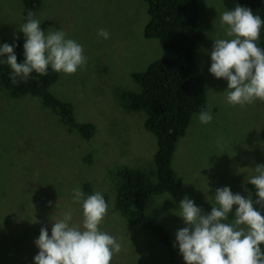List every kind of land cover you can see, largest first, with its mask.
Returning <instances> with one entry per match:
<instances>
[{
    "label": "rangeland",
    "instance_id": "1",
    "mask_svg": "<svg viewBox=\"0 0 264 264\" xmlns=\"http://www.w3.org/2000/svg\"><path fill=\"white\" fill-rule=\"evenodd\" d=\"M202 4L199 26L209 34L210 45L205 53L196 49L195 60L200 59L205 78V111L210 109L213 119L201 124L199 113L193 114L171 159L176 173L171 186L162 194L140 200L142 210L169 231L170 246L176 231L185 226L176 214L185 195L207 213L212 205L206 197L210 200L217 187L227 185L233 193L247 196L246 180L254 174L252 168L264 163V141L260 137L264 102L243 107L225 102L227 82L215 78L208 68L213 38L222 35L219 13L226 8L221 0H202ZM34 18L48 23L45 32L63 30L82 45L86 64L73 74L57 73L50 91L72 106L77 122L92 124L94 132L83 139L39 100H14L0 93V239L3 236V242L9 244L7 250L0 243V264H33L30 247L37 249L34 240L41 227L50 234L52 220L62 218L64 212L70 210L72 222L79 224L82 210L72 195L74 188L82 190L84 182L90 184L92 193L99 191L107 196L108 210L100 228L121 244L110 264H185L178 247L167 251L156 235L123 221L115 207L116 187L109 176L121 165L143 171L155 181L156 138L144 126V111L130 110L122 100V94L137 90L134 72L144 70L155 59L170 57L157 39L143 36L146 3L41 0ZM20 24L21 0H0V42L11 44L13 34H17L23 57ZM101 28L110 33L108 39L97 36ZM86 153L90 161L83 160ZM12 211L17 217L8 219ZM233 218L230 214L229 222ZM23 238L29 257L22 258L20 253L17 258L8 257L9 252L15 254L13 247L22 244ZM15 240L18 242L12 246Z\"/></svg>",
    "mask_w": 264,
    "mask_h": 264
},
{
    "label": "clouds",
    "instance_id": "2",
    "mask_svg": "<svg viewBox=\"0 0 264 264\" xmlns=\"http://www.w3.org/2000/svg\"><path fill=\"white\" fill-rule=\"evenodd\" d=\"M40 24L32 12L20 24L23 60L19 63L14 51L19 36L14 33L11 44L0 42V65L8 66L13 85L26 82L33 73L44 76L49 69L73 74L87 62L80 43L63 30L45 32ZM218 25L222 35L213 38L208 71L227 82L225 102L241 107L264 102V48L259 46L264 18L236 4L219 13ZM97 36L106 40L110 33L101 28ZM197 119L209 124L211 110L201 109ZM252 169L246 183L255 190L254 200L225 185L217 187L210 200L206 197L212 205L207 213L187 195L179 201L176 214L185 226L176 231L173 247H178L185 264H264V163ZM72 200L81 206L79 224L72 222L69 210L52 220L50 234L41 227L34 240L38 252L33 264H110L120 252L117 239L100 228L108 210L103 194H85L77 187ZM230 214L234 218L229 222Z\"/></svg>",
    "mask_w": 264,
    "mask_h": 264
},
{
    "label": "trees",
    "instance_id": "3",
    "mask_svg": "<svg viewBox=\"0 0 264 264\" xmlns=\"http://www.w3.org/2000/svg\"><path fill=\"white\" fill-rule=\"evenodd\" d=\"M144 2L147 6V20L143 26V36L146 39H157L170 57L155 59L144 70L134 72L132 78L137 90L122 94V100L128 109L144 111L146 115L144 126L156 138L155 181H150L143 171L121 165L113 168L109 176L116 187L115 207L123 221L156 235L159 244L168 251L174 249L170 246L169 231L162 224L154 222L150 215L142 210L140 200L164 193L175 179L176 173L171 166V159L177 142L185 134L193 114L206 109L205 78L200 67V59L195 60V50L205 53L210 42L209 34L205 35L207 31L199 26V19L203 13L202 0H144ZM221 3L226 9H233L236 4L249 7L254 14L264 18V0H221ZM21 5L24 23L28 12H32L34 16L38 12L41 0H21ZM207 20L210 22L209 18ZM47 25L48 23L42 22L40 27L44 29ZM16 43L14 51L19 63L23 60L20 56L21 42ZM259 46L264 48V27L261 28ZM9 71L7 65H0V93L14 100L25 101V97L37 99L42 107L57 114L64 126L75 130L83 139L91 137L94 132L93 125L77 122L72 106L51 93L50 86L58 78L57 72L49 69L44 76L33 73L26 82L13 85L9 80ZM260 137L264 141V126L260 130ZM83 160L90 161V154L86 153ZM247 189L254 200L253 186L247 184ZM82 191L85 194H92L88 182L82 184ZM103 196L107 201V196L105 194ZM9 215L12 216H8V219L17 217L14 211ZM6 228L5 223V232ZM23 240L24 238L22 244H15L18 242L16 240L12 243V246L15 244L13 247L15 254L9 252L8 257L17 258V253H20L22 258L29 257L28 250L24 252L26 242L23 243ZM0 243L9 249L7 241L3 242V236ZM37 252L38 248L33 250L30 247V260H33Z\"/></svg>",
    "mask_w": 264,
    "mask_h": 264
}]
</instances>
